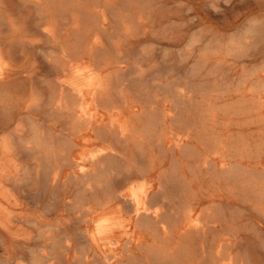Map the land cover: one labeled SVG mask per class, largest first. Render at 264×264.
<instances>
[{
    "label": "bare ground",
    "instance_id": "obj_1",
    "mask_svg": "<svg viewBox=\"0 0 264 264\" xmlns=\"http://www.w3.org/2000/svg\"><path fill=\"white\" fill-rule=\"evenodd\" d=\"M127 5V0H0V88L13 89L0 107V124H18L13 133L19 138L30 125L26 143L52 147L40 162L55 159L50 174L56 183L73 164L83 176L65 187L57 203L64 218L47 221L48 228L25 242L18 255L28 264H264V172L241 163L249 152L246 142L233 140L225 150L220 137L208 135L200 151L186 147L190 133L172 135L176 146L185 147L190 170L209 173L217 184L207 196L187 181L177 161L153 177L157 168L144 144L163 146L159 131L167 129L165 121L188 131L198 112L189 107L188 85L180 91L148 70L130 73L134 64L125 58L122 41L109 45L126 20ZM42 64L52 72L40 83ZM124 108L141 111L133 128L138 122L145 130L131 152L128 124L93 125L101 112L121 116ZM84 127L101 146L73 158L74 136ZM219 158L223 164L217 168ZM115 214L129 216L146 241L122 254L98 256L93 247L113 231ZM80 222L85 229L71 230Z\"/></svg>",
    "mask_w": 264,
    "mask_h": 264
},
{
    "label": "rangeland",
    "instance_id": "obj_2",
    "mask_svg": "<svg viewBox=\"0 0 264 264\" xmlns=\"http://www.w3.org/2000/svg\"><path fill=\"white\" fill-rule=\"evenodd\" d=\"M224 1L127 0L126 20L109 39L111 46L122 41L125 58L134 64L130 73L148 70L151 76L158 77V82H170L180 91L188 85L189 107L198 112L193 116V127L183 131L171 120L165 121L167 129L159 131L165 138L163 146L145 143L144 147L155 161L157 171L153 173L154 178L160 170L170 169L177 161L187 181H192L204 196L211 194L217 184L209 173L201 171L195 175L190 170L185 147L176 146V141L171 138L174 133H190L186 147L195 146L200 151L205 149L200 141L208 135L220 137L228 146L225 150L231 148L233 140L239 145L244 141L249 152L241 163L249 169L264 172V0ZM42 54L37 52V56ZM39 61L42 58L39 57ZM40 69L42 72L36 80L41 83L51 74L52 68L42 64ZM11 91L10 87L0 88V107L4 100L11 98ZM162 107L167 111V107ZM136 111L124 108L121 116L112 117L101 112L93 125L112 121L128 124L131 130L127 151H135L137 142L145 137L141 123L136 122L133 128L134 118L141 112ZM17 125L2 127L0 124V264H28L26 258L18 255L25 247L24 243L32 242L46 230L47 221L53 223L64 218L60 209H55L57 203L63 198L65 187L76 186L83 177L80 172H74L78 168L73 164L62 169L56 183L50 174L54 173L55 159H51V164L42 165L40 162L41 156L45 157L52 147L26 143L32 135L30 125L22 138L13 133ZM95 139L94 132L84 127L74 136L73 158L99 148L101 144ZM222 164L221 158L215 162L217 168ZM87 168L91 170L93 167L89 165ZM116 216L113 231L93 247L98 256L111 252L122 254L127 247L137 248L139 243L146 241L143 232L129 216ZM85 227L80 222L71 230ZM90 229L92 233L96 231L94 224ZM32 247L37 249L35 243ZM23 253L26 256L27 249Z\"/></svg>",
    "mask_w": 264,
    "mask_h": 264
},
{
    "label": "clouds",
    "instance_id": "obj_3",
    "mask_svg": "<svg viewBox=\"0 0 264 264\" xmlns=\"http://www.w3.org/2000/svg\"><path fill=\"white\" fill-rule=\"evenodd\" d=\"M3 71V69H0V72H2ZM101 223H105L104 221H102ZM102 234V233H101Z\"/></svg>",
    "mask_w": 264,
    "mask_h": 264
}]
</instances>
